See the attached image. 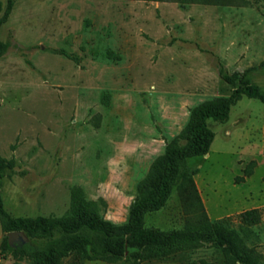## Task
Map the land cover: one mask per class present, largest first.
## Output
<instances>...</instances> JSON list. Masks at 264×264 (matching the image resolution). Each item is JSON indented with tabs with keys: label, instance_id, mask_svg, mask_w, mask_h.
I'll use <instances>...</instances> for the list:
<instances>
[{
	"label": "rangeland",
	"instance_id": "rangeland-1",
	"mask_svg": "<svg viewBox=\"0 0 264 264\" xmlns=\"http://www.w3.org/2000/svg\"><path fill=\"white\" fill-rule=\"evenodd\" d=\"M236 1L15 0L0 27L8 45L0 58V157L15 160L0 179L8 212L83 209L125 221L138 182L190 109L232 92L221 68L245 73L264 91V0ZM209 126V152L186 162L198 169L196 191L189 182L174 186L165 206L146 214V228L183 229L199 212L198 197L211 220L230 217L236 228L240 212L264 208V102L244 95L226 122ZM251 161L252 174L241 180ZM247 234L264 260V210ZM5 235L0 223V252ZM46 241L23 231L9 243ZM0 264L35 263L7 252ZM61 264H133V256L128 249L106 262L72 253ZM140 264L225 261L206 242Z\"/></svg>",
	"mask_w": 264,
	"mask_h": 264
},
{
	"label": "trees",
	"instance_id": "trees-1",
	"mask_svg": "<svg viewBox=\"0 0 264 264\" xmlns=\"http://www.w3.org/2000/svg\"><path fill=\"white\" fill-rule=\"evenodd\" d=\"M177 1L181 5L190 3L235 4L236 0H158ZM15 0L0 2V27L6 23L13 10ZM8 45L0 39V58ZM264 66V61L262 62ZM222 79L232 87L228 96L206 99L190 109L189 120L181 131L166 141L164 152L152 162L146 176L137 184V195L128 216L123 222L105 218L95 210L78 209L61 216H12L4 206L0 181V223L6 233L0 254L9 252L15 259L27 257L35 264H61L63 258L75 253L87 259L115 262L126 250L133 256V264L150 258H164L183 248L211 243L222 250L225 264H264L261 255L247 242L248 228L262 221L264 208L245 209L237 215L239 228L231 225L230 217L211 220L200 198V209L189 217L183 229L161 231L145 226L149 212L160 210L167 203L174 186L189 182L195 189L192 176L197 168L189 169L187 159L206 155L215 138L209 120L226 122L232 107L244 96L264 102V91L238 71L221 68ZM244 168L245 176L252 174L251 165ZM15 166L14 159L0 157V179L2 171ZM24 231L29 237L47 239L40 246L29 242L11 246L8 233Z\"/></svg>",
	"mask_w": 264,
	"mask_h": 264
},
{
	"label": "water",
	"instance_id": "water-1",
	"mask_svg": "<svg viewBox=\"0 0 264 264\" xmlns=\"http://www.w3.org/2000/svg\"><path fill=\"white\" fill-rule=\"evenodd\" d=\"M23 234L22 230H15L8 233V238L10 243L14 242L15 240H20L21 235Z\"/></svg>",
	"mask_w": 264,
	"mask_h": 264
},
{
	"label": "crops",
	"instance_id": "crops-1",
	"mask_svg": "<svg viewBox=\"0 0 264 264\" xmlns=\"http://www.w3.org/2000/svg\"><path fill=\"white\" fill-rule=\"evenodd\" d=\"M259 208H261V207H259Z\"/></svg>",
	"mask_w": 264,
	"mask_h": 264
}]
</instances>
